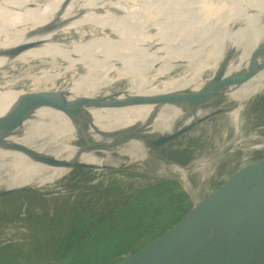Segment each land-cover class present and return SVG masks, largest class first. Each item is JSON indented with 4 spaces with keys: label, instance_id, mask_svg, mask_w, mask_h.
I'll return each instance as SVG.
<instances>
[{
    "label": "bare ground",
    "instance_id": "6f19581e",
    "mask_svg": "<svg viewBox=\"0 0 264 264\" xmlns=\"http://www.w3.org/2000/svg\"><path fill=\"white\" fill-rule=\"evenodd\" d=\"M44 90H59L61 100L27 99ZM258 93L264 0H0V197L56 187L74 170L92 183H104L113 169L204 177L237 149L264 148L256 131L263 126L244 133L243 115ZM193 127L201 149L192 162L160 156ZM251 189L212 213L196 264H212L220 239L257 202ZM179 226L162 238L164 247ZM170 258L141 250L124 264Z\"/></svg>",
    "mask_w": 264,
    "mask_h": 264
},
{
    "label": "rangeland",
    "instance_id": "374dc122",
    "mask_svg": "<svg viewBox=\"0 0 264 264\" xmlns=\"http://www.w3.org/2000/svg\"><path fill=\"white\" fill-rule=\"evenodd\" d=\"M263 96L258 93L249 102L243 115L244 133L264 127ZM215 114L219 113L201 123H208ZM196 130L193 127L163 145L160 156L180 165L192 162L198 147L193 137ZM256 131L264 135V128ZM262 154L264 148L237 149L218 160L204 177L194 173L175 179L113 169L106 172L104 183H92L93 176L81 178L74 170L53 188L4 192L0 197V264H108L158 232L160 239L170 236L189 205L199 203V194L222 181L243 156L253 159ZM238 200V196L230 198L219 209Z\"/></svg>",
    "mask_w": 264,
    "mask_h": 264
},
{
    "label": "water",
    "instance_id": "95a60500",
    "mask_svg": "<svg viewBox=\"0 0 264 264\" xmlns=\"http://www.w3.org/2000/svg\"><path fill=\"white\" fill-rule=\"evenodd\" d=\"M258 64L255 60L249 68L245 69L237 77L240 81L250 74ZM181 94L176 93L175 97ZM27 99L42 96L55 103L61 100L62 94L59 90H44L26 95ZM37 100V99H33ZM87 101L89 98H83ZM5 122L0 121V124ZM254 188L250 191L256 195L257 202L243 216L238 217L231 224L223 238L220 239L212 264H237L246 261L253 264L254 257L262 255L264 259V242L261 238L264 234V154L239 164L225 175L217 185L208 187L198 195L199 203L195 206L189 205L188 210L176 232L170 240V247H164L165 241L158 238L159 232L138 245L132 250L121 252L108 264H124L140 250L146 252H158L170 256L165 264H196L197 257L201 251V242L207 224L212 213L230 198H236L244 189ZM259 230L262 235L259 239H242L248 233ZM264 264V261H263Z\"/></svg>",
    "mask_w": 264,
    "mask_h": 264
}]
</instances>
